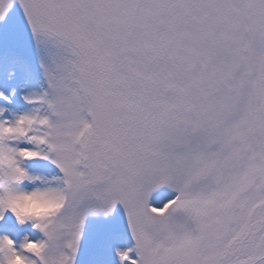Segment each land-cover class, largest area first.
Listing matches in <instances>:
<instances>
[{
    "label": "snow or ice",
    "instance_id": "1",
    "mask_svg": "<svg viewBox=\"0 0 264 264\" xmlns=\"http://www.w3.org/2000/svg\"><path fill=\"white\" fill-rule=\"evenodd\" d=\"M0 264H264V0H0Z\"/></svg>",
    "mask_w": 264,
    "mask_h": 264
},
{
    "label": "clouds",
    "instance_id": "2",
    "mask_svg": "<svg viewBox=\"0 0 264 264\" xmlns=\"http://www.w3.org/2000/svg\"><path fill=\"white\" fill-rule=\"evenodd\" d=\"M55 210V202L33 197L22 202L21 211L46 213Z\"/></svg>",
    "mask_w": 264,
    "mask_h": 264
}]
</instances>
